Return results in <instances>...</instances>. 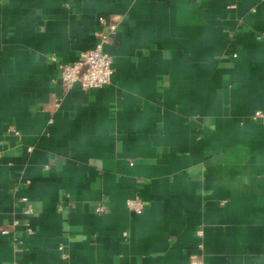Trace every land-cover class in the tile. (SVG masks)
<instances>
[{"label":"crops","instance_id":"crops-1","mask_svg":"<svg viewBox=\"0 0 264 264\" xmlns=\"http://www.w3.org/2000/svg\"><path fill=\"white\" fill-rule=\"evenodd\" d=\"M99 16L111 81L65 90ZM256 109L264 0H0V264H264Z\"/></svg>","mask_w":264,"mask_h":264},{"label":"built area","instance_id":"built-area-1","mask_svg":"<svg viewBox=\"0 0 264 264\" xmlns=\"http://www.w3.org/2000/svg\"><path fill=\"white\" fill-rule=\"evenodd\" d=\"M98 22L101 28L95 32L93 46L80 51L76 60L73 62H62L55 55L49 56V60L57 72L56 79L65 90L71 88L75 83L87 89L101 87L111 81L113 74L112 61L109 54L104 50V45L113 38L119 20L114 16H99ZM252 119L264 122V110L256 109L252 114ZM12 131L18 133L17 130ZM18 201L22 204L23 214L30 215L34 212L33 204L26 196L19 197ZM126 206L134 214H140L144 209V203L139 198L127 199ZM62 207V204L57 206L58 210H61ZM94 210L103 212L106 207L100 204L95 206ZM17 223L18 220H12L11 227H3L0 232L2 234L10 233L13 226ZM26 231L28 233L31 232L28 225ZM196 234L200 235L201 232L197 230ZM62 257H67V255L62 253ZM12 264H19V262L15 259Z\"/></svg>","mask_w":264,"mask_h":264}]
</instances>
